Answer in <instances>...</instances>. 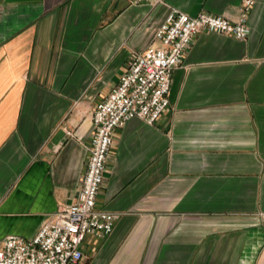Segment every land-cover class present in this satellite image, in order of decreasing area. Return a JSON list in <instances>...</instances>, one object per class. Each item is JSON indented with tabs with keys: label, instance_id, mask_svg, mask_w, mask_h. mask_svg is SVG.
Returning <instances> with one entry per match:
<instances>
[{
	"label": "crops",
	"instance_id": "0c3cea01",
	"mask_svg": "<svg viewBox=\"0 0 264 264\" xmlns=\"http://www.w3.org/2000/svg\"><path fill=\"white\" fill-rule=\"evenodd\" d=\"M171 9L234 23L242 0H0V242L74 201L94 106ZM244 23L195 33L167 109L113 130L95 206L115 218L81 264H264V0Z\"/></svg>",
	"mask_w": 264,
	"mask_h": 264
},
{
	"label": "built area",
	"instance_id": "2783aa9c",
	"mask_svg": "<svg viewBox=\"0 0 264 264\" xmlns=\"http://www.w3.org/2000/svg\"><path fill=\"white\" fill-rule=\"evenodd\" d=\"M127 1L154 6L163 0ZM252 3L242 0L241 19L234 23L205 11L189 16L170 10L154 33L160 45L131 52L116 84L94 106L85 168L74 201L42 222L31 237L6 235L0 242V264H81L84 238L109 234L115 218L112 212L95 206L113 130L131 118L148 124L158 119L168 106L171 72L181 63L194 34L205 30L245 39L248 29L244 16Z\"/></svg>",
	"mask_w": 264,
	"mask_h": 264
}]
</instances>
